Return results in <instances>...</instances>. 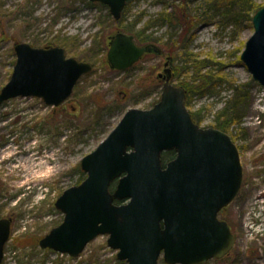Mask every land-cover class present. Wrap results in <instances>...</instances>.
Instances as JSON below:
<instances>
[{
  "label": "rangeland",
  "instance_id": "obj_1",
  "mask_svg": "<svg viewBox=\"0 0 264 264\" xmlns=\"http://www.w3.org/2000/svg\"><path fill=\"white\" fill-rule=\"evenodd\" d=\"M207 2L189 3L191 11L186 16L196 25L187 48L198 58L220 62V68L217 64L213 67H218L219 73L233 80L248 97L236 109L238 122L225 130L238 146L243 168L242 187L222 213L236 241L228 256L204 264H264V232L256 233L264 225V87L239 57L253 25L248 20L234 24L231 15H223L222 9L214 10L204 21L195 19ZM253 2L264 5V0ZM162 9L160 0H132L126 19L129 22L135 14H141L134 26L139 29L149 16ZM108 12L105 4L91 0H0V88L12 73L16 60L13 45L17 41L36 47L62 46L67 56L92 64V70L82 74L69 98L59 106L20 95L0 102V218L12 220L2 264L119 261L116 250L107 245V234L90 240L77 257L40 248L34 239L62 221L64 215L54 202L66 187L85 177L80 159L107 136L127 108L151 107L161 94L163 79L156 77L162 72L163 56L146 53L124 71L110 68L106 61L108 37L124 29ZM150 31L162 39L154 43L169 55L174 72L181 61L163 45L173 30L162 25ZM171 79L179 85L182 76L174 74ZM233 92L223 86L218 95L194 96L190 107L186 106L188 110L204 108L200 126H214L215 112ZM248 220H253V225H246ZM158 264H164L161 257Z\"/></svg>",
  "mask_w": 264,
  "mask_h": 264
},
{
  "label": "water",
  "instance_id": "obj_2",
  "mask_svg": "<svg viewBox=\"0 0 264 264\" xmlns=\"http://www.w3.org/2000/svg\"><path fill=\"white\" fill-rule=\"evenodd\" d=\"M91 1L105 4L116 20L127 2ZM251 24L239 57L264 87V5ZM108 41L111 69L125 70L146 53H163L157 43L139 45L125 31H116ZM13 46L16 60L0 88V102L20 95L58 106L92 69L91 63L67 56L62 46L36 47L24 41ZM168 59L158 73L163 79L159 100L148 108H127L80 159L85 177L56 198L64 217L40 236L41 248L76 257L90 240L107 234V245L124 264H158L160 257L164 264H202L230 252L234 234L218 212L242 186L238 146L228 132L193 120L184 87L171 81ZM172 149L174 157L163 164L161 153ZM10 225V217L0 218V264Z\"/></svg>",
  "mask_w": 264,
  "mask_h": 264
},
{
  "label": "trees",
  "instance_id": "obj_3",
  "mask_svg": "<svg viewBox=\"0 0 264 264\" xmlns=\"http://www.w3.org/2000/svg\"><path fill=\"white\" fill-rule=\"evenodd\" d=\"M163 3L164 9L155 14V16H149L139 29H134L135 24L141 19L140 15L135 14L134 20L129 22L126 19V15L129 11V5L132 0H127L120 20L116 22L117 26L122 29L131 32L135 40L139 44H145L146 42H161L162 39L157 35L153 36V29L155 26H167V29L173 31L168 32L166 40L163 42L165 49H168L174 55L176 60H180L181 64L174 68L173 75L182 76L180 79V85L185 88L186 91V104L190 107L191 100L194 96L201 95H218L223 86L234 89L233 96L226 99L222 108L215 112L213 117V125L221 130H228L229 126L238 122L237 107H241L246 102L248 93L244 90L240 91V86L235 85L234 81L228 79L220 72V62H217L213 58H198L195 53L190 51L188 43L193 38L192 30L196 25L195 21L187 19V13L191 11L189 3L191 0H160ZM206 9L201 10L199 14L195 15V19L204 21L211 16V13L222 9V13L225 16L231 15V19L234 24H240L243 20H248L251 24L253 12L261 6L253 2V0H208ZM171 7V10H167ZM190 13V12H189ZM209 13V14H208ZM108 16L110 13L108 12ZM183 26V28H182ZM179 30H181L179 32ZM174 37V38H173ZM217 64L218 67L214 66ZM203 69H206L202 71ZM151 83H153L150 80ZM247 84V83H244ZM243 84V85H244ZM101 105V104H99ZM204 109V108H203ZM202 108L190 110L192 117L196 123L200 124L201 119L204 116ZM174 151H165L163 153L164 159L172 158ZM40 236V235H39ZM37 235L35 239L38 240ZM28 239V238H27ZM117 264H123L121 261H117Z\"/></svg>",
  "mask_w": 264,
  "mask_h": 264
},
{
  "label": "flooded vegetation",
  "instance_id": "obj_4",
  "mask_svg": "<svg viewBox=\"0 0 264 264\" xmlns=\"http://www.w3.org/2000/svg\"><path fill=\"white\" fill-rule=\"evenodd\" d=\"M48 46H49V45H48ZM158 55L163 56L164 59H165V55H164V54H158ZM143 56H145V55H143ZM143 56H141L139 60H141ZM137 62H138V60H137ZM159 72H160V71H159ZM159 72H158V73H159ZM158 77H159V80H160L161 76H158ZM226 208H227V206H224V207L220 210V212H219V216H220V218H223V219H225L227 222H229L226 218L222 217V213L226 210ZM231 251H232V250H231ZM231 251H230V252H231Z\"/></svg>",
  "mask_w": 264,
  "mask_h": 264
},
{
  "label": "built area",
  "instance_id": "obj_5",
  "mask_svg": "<svg viewBox=\"0 0 264 264\" xmlns=\"http://www.w3.org/2000/svg\"><path fill=\"white\" fill-rule=\"evenodd\" d=\"M246 224L250 226V225H253V222L250 220Z\"/></svg>",
  "mask_w": 264,
  "mask_h": 264
},
{
  "label": "bare ground",
  "instance_id": "obj_6",
  "mask_svg": "<svg viewBox=\"0 0 264 264\" xmlns=\"http://www.w3.org/2000/svg\"><path fill=\"white\" fill-rule=\"evenodd\" d=\"M55 153H56V152H55ZM22 165H23V166L25 165L24 161L22 162Z\"/></svg>",
  "mask_w": 264,
  "mask_h": 264
}]
</instances>
